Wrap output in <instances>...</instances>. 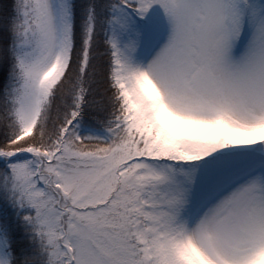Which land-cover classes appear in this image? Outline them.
<instances>
[{
    "label": "snow or ice",
    "instance_id": "6c2138e0",
    "mask_svg": "<svg viewBox=\"0 0 264 264\" xmlns=\"http://www.w3.org/2000/svg\"><path fill=\"white\" fill-rule=\"evenodd\" d=\"M0 264H264V0H0Z\"/></svg>",
    "mask_w": 264,
    "mask_h": 264
}]
</instances>
